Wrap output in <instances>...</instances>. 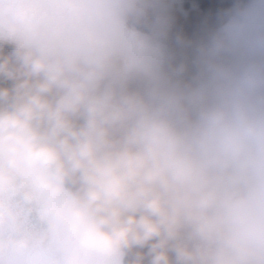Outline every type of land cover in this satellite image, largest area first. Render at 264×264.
Masks as SVG:
<instances>
[{"label":"clouds","instance_id":"clouds-1","mask_svg":"<svg viewBox=\"0 0 264 264\" xmlns=\"http://www.w3.org/2000/svg\"><path fill=\"white\" fill-rule=\"evenodd\" d=\"M75 15L29 21L0 59V230L15 234L0 250L36 242L39 211L75 244L72 264H264V120L217 107L179 126L102 86Z\"/></svg>","mask_w":264,"mask_h":264},{"label":"trees","instance_id":"trees-1","mask_svg":"<svg viewBox=\"0 0 264 264\" xmlns=\"http://www.w3.org/2000/svg\"><path fill=\"white\" fill-rule=\"evenodd\" d=\"M252 0H183L186 12L175 7L155 9L148 0H116L114 11L131 29L165 46L162 74L151 78L133 71L121 75L118 57L106 61L104 87L137 93L158 106L179 126L195 123L217 107L240 110L259 118L264 111V56L244 48L229 50L219 28L241 17ZM15 44L0 40V59L11 56ZM206 88L198 98L182 94L198 84ZM11 86L0 78V88Z\"/></svg>","mask_w":264,"mask_h":264},{"label":"rangeland","instance_id":"rangeland-1","mask_svg":"<svg viewBox=\"0 0 264 264\" xmlns=\"http://www.w3.org/2000/svg\"><path fill=\"white\" fill-rule=\"evenodd\" d=\"M40 1L45 6L35 4V0H0V9L6 5H12L16 11H33L37 14L38 12L42 14L50 13L52 9L61 12L58 14L71 10L77 14L73 17V23L78 27L85 28L88 32L90 42L95 47L92 54L103 55L105 60L114 57L120 58V72L123 77L126 78L130 72L137 70L151 78L163 77L165 81L169 79L167 76H163L161 70L165 60H167V48L163 44L150 41L149 36L138 33L128 25L127 29H123L122 26L120 39H118L121 41L120 43H117L114 37H109V42L105 41L101 39L99 33L95 31L89 33L90 25L86 27L87 24H84L80 15L83 11L77 9L74 0ZM115 1L106 0L103 8H100V14L115 15L114 17L119 23L121 19L114 11ZM147 4L155 9L175 7L182 13L186 12L183 0H148ZM37 14L34 16L35 19L39 17ZM219 29L227 37V48L229 50L244 48L264 56V0H252L250 4L245 6L241 17L229 19ZM0 40L16 44L19 40V34L7 33L5 30L0 29ZM113 41L115 42L112 43ZM205 88V83L198 84L191 92L182 94L181 97L185 100L198 98ZM259 118L264 120V111L259 114ZM27 229L38 238L36 242L23 249H16L12 246L7 248L21 251L30 250L28 261L23 264H72L71 257L76 254L75 244L67 238L65 233L58 229H52L49 221L42 217L39 211L27 214ZM14 235V233L0 230V240L11 239ZM7 249L0 250V253L5 252ZM0 264L9 263L0 258ZM81 264H108V262L95 256H82Z\"/></svg>","mask_w":264,"mask_h":264},{"label":"flooded vegetation","instance_id":"flooded-vegetation-1","mask_svg":"<svg viewBox=\"0 0 264 264\" xmlns=\"http://www.w3.org/2000/svg\"><path fill=\"white\" fill-rule=\"evenodd\" d=\"M37 1V2H36ZM73 1V0H72ZM106 0H74V2L77 5V9L84 11L85 9H91L94 13V21L92 23H85L86 27L90 25L89 27V33H93L94 31L99 33L101 36V39L109 42V37H114V40H117V43H120V34L122 32V26L123 29H127V26L124 22L120 20L119 23H117V19L114 17L115 15L110 14H100V8L102 9L104 6ZM35 4L37 5H43L45 6L40 0H35ZM4 7L0 9V29L5 30L7 33L16 34L19 33V31L13 32L10 29H7L4 22L7 20L8 17L3 16ZM30 12L31 14H29ZM43 12V11H42ZM50 13H56L58 16L61 14L60 11H57L55 9H52ZM35 12L33 11H26V12H20L16 11L14 8V12L11 15H21L27 17L30 21L34 20ZM96 14L100 15L97 16ZM40 18L42 13L38 12ZM97 16V17H96ZM83 25V24H82ZM84 26V25H83ZM102 40V41H103ZM113 41L112 43H114ZM95 49V47H94ZM30 250L29 251H21V250H12L7 249L5 252L0 253V258L3 259L4 262H8L9 264H23L25 261H28Z\"/></svg>","mask_w":264,"mask_h":264},{"label":"water","instance_id":"water-1","mask_svg":"<svg viewBox=\"0 0 264 264\" xmlns=\"http://www.w3.org/2000/svg\"><path fill=\"white\" fill-rule=\"evenodd\" d=\"M30 20L21 15H10L7 20H5L4 24L7 29L12 30L13 32L19 31L23 28Z\"/></svg>","mask_w":264,"mask_h":264}]
</instances>
